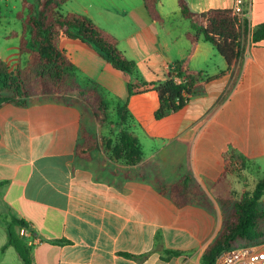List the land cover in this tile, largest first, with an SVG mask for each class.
<instances>
[{"label":"crops","instance_id":"crops-1","mask_svg":"<svg viewBox=\"0 0 264 264\" xmlns=\"http://www.w3.org/2000/svg\"><path fill=\"white\" fill-rule=\"evenodd\" d=\"M10 1L19 0H0V25L2 4ZM187 1L196 13L234 6V0ZM72 2L75 6H67ZM64 6L69 7L66 14H83L115 36L143 82L165 81L170 66L189 55L190 22L177 0L171 11L157 0L159 20L150 16L144 0H71ZM245 10L242 25L247 24L248 32L240 64L229 70L216 48L201 39L190 69L206 79L220 77L184 109L157 120L156 92L130 97L126 127L142 152L135 166L99 150L89 161L76 155L84 126L78 105L46 99L0 107L1 221L12 216L28 224L17 226L14 234L31 248L33 264H201L222 226L218 198L240 199L264 177V40L251 38L252 30L264 23V0H252ZM22 34L23 27L4 36L7 49L0 50V58L7 65L9 47L16 44L20 53ZM67 39L64 45L60 39V48L83 86L97 84L106 98H121L118 91L126 88L125 99L115 107L118 121V105L137 81L87 44ZM182 175L199 185L208 206L177 208L160 194L158 182L171 184ZM2 223L0 264H25L15 247H6L8 232ZM163 249L187 254L163 260Z\"/></svg>","mask_w":264,"mask_h":264},{"label":"trees","instance_id":"trees-1","mask_svg":"<svg viewBox=\"0 0 264 264\" xmlns=\"http://www.w3.org/2000/svg\"><path fill=\"white\" fill-rule=\"evenodd\" d=\"M68 1L71 0H33V2L22 0V11L17 14L23 27L19 48L20 54H27L29 60L26 66H18L15 70H11L0 58V90L6 93L3 95L4 99L0 100V107L7 103L25 107L29 104L30 98L40 96L66 98L70 93L79 92L83 98L94 100L98 108L106 112L109 102L103 91L95 83L83 86L66 52L60 48V39L63 36L79 40L97 51L114 69L132 76L137 81L136 84L128 86L127 100L118 105L119 124L125 128L121 131L118 145L112 146L115 158H123L127 165L135 166L142 161V152L137 139L126 127L129 121L127 113L130 97L149 91L156 92L159 99V108L155 113L157 120H162L184 109L192 97L202 94L209 82L220 77L206 79L202 72L190 69V59L201 39L216 48L227 61L229 70L240 64L242 43L248 32L247 24L243 26L233 10L212 9L204 13H196L191 10L187 0H177L181 15L190 22L191 30L186 34L191 43L189 55L186 60L175 62L170 66L165 81L143 82L136 63L128 59L121 51L115 36L83 14L63 15L60 12L62 6ZM144 3L150 16L159 20L157 0H144ZM251 36L255 43L263 41L264 23L257 25L252 30ZM59 102L68 106L76 105L66 100H59ZM98 149L97 138L81 128L80 140L75 150L76 155L89 161ZM157 189L177 208L194 203L201 206L209 204L204 192L189 175H182L171 184L158 182ZM263 200L264 177L251 193L245 192L240 199L218 198L223 211L222 226L203 253L201 264H215L224 251L236 246L264 244ZM0 222L2 223L1 216ZM10 223L28 228L25 221L12 216L8 222L2 223L7 227L9 238L6 247H15L25 264H33L31 248L14 234ZM239 241H244V244L237 245ZM158 242L161 247V237L158 238ZM160 252L163 260L187 254L166 249ZM127 256L140 259L129 254Z\"/></svg>","mask_w":264,"mask_h":264},{"label":"rangeland","instance_id":"rangeland-1","mask_svg":"<svg viewBox=\"0 0 264 264\" xmlns=\"http://www.w3.org/2000/svg\"><path fill=\"white\" fill-rule=\"evenodd\" d=\"M166 10L171 11L170 4L171 2H174L176 4V0H164ZM33 2V0H31ZM76 3H70L67 6H75ZM67 8L69 7H62L60 12L65 15ZM22 10V1H10L8 5L2 4V12H3V18L2 23L0 25V50L4 51L6 48V40L4 39V36L7 35V33L11 31H20L22 29V25L18 22L16 18V14ZM103 27L112 30L111 26H108L106 24H103ZM63 45L64 40H69L67 37L63 36ZM64 47V46H63ZM8 59V65L11 67L12 70H15L18 66H26L28 63V57L26 55H21L17 49V45H14V48L9 47L8 49V55L5 56ZM127 76L131 77L127 74ZM34 92H37L36 89H33ZM118 95H121V98H114L113 96H109L108 102H109V108L105 112L101 111L98 108V104L89 98H83L81 94H76L75 97L70 96V93L66 98H51V97H35L30 98V101L33 100H46V99H52V100H66L68 102L75 103L78 105L81 109L82 113V122H83V129L91 134L94 138H97L99 143V151H101L105 156H107L110 159H115L117 161H121L125 163L126 161L123 160V158H115L113 147L118 145L121 138V129L119 128V120L116 121L115 119V107L116 104L120 100H124L127 94L126 88L123 86L121 91H118ZM6 93L0 90V100L4 99L3 95ZM95 152L93 153V155ZM141 163V162H140ZM165 183V182H161ZM170 184V183H165ZM251 193V192H249ZM228 199H234V198H228ZM237 200V199H234ZM264 201V200H263ZM222 211V209H221ZM9 217V216H8ZM221 220L223 221V211L221 215ZM10 227L14 233H16V227L12 223H10ZM219 233V232H218ZM244 244V241H239L237 245Z\"/></svg>","mask_w":264,"mask_h":264},{"label":"built area","instance_id":"built-area-1","mask_svg":"<svg viewBox=\"0 0 264 264\" xmlns=\"http://www.w3.org/2000/svg\"><path fill=\"white\" fill-rule=\"evenodd\" d=\"M252 0H234L233 11L241 24L246 18L245 7L251 8ZM252 38V36H251ZM215 264H264V244L236 246L224 251Z\"/></svg>","mask_w":264,"mask_h":264}]
</instances>
